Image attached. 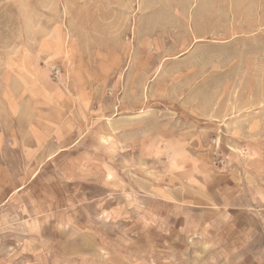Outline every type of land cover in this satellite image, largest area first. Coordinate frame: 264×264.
I'll return each mask as SVG.
<instances>
[{
	"label": "rangeland",
	"instance_id": "374dc122",
	"mask_svg": "<svg viewBox=\"0 0 264 264\" xmlns=\"http://www.w3.org/2000/svg\"><path fill=\"white\" fill-rule=\"evenodd\" d=\"M246 151L264 0H0V264H264Z\"/></svg>",
	"mask_w": 264,
	"mask_h": 264
},
{
	"label": "crops",
	"instance_id": "0c3cea01",
	"mask_svg": "<svg viewBox=\"0 0 264 264\" xmlns=\"http://www.w3.org/2000/svg\"><path fill=\"white\" fill-rule=\"evenodd\" d=\"M142 10L144 11V8L142 6ZM197 40H201V39H196ZM41 137V136H40ZM36 140L39 141V138L36 136ZM252 150L254 148H251ZM29 150H27L26 148H24L22 151H20V153H22V158L26 159L27 157H29L28 153ZM246 154L249 153V151L245 152ZM32 156H39L40 153L34 152V154H31ZM226 156V155H225ZM248 161L250 162V165L247 167L246 172L250 173L253 177L258 178L261 174L264 175V160L262 158H260V154L258 152H253L252 154L250 153V155L248 154ZM237 158L239 161L245 162L246 159H241L244 157H240L237 155ZM246 158V157H245ZM250 158V159H249ZM245 160V161H244ZM260 160L262 161V163H259ZM41 162V161H40ZM40 162L34 161L33 164L34 165H39L40 166ZM27 162L24 163L25 167L20 166L18 174H19V179H23L24 176V183L27 182L28 180H30L33 175H35L38 171L39 168L33 169L30 168L28 166H26ZM43 162H41L42 165ZM230 165V159L227 162L226 166L228 167ZM9 174V173H8ZM264 177V176H263ZM16 180L14 179H10L8 178L7 180H5L4 182L6 183L5 186H3L4 191L6 192L4 194V197L6 198H11L13 197L17 192L22 191L24 188V183H20L17 184V182L15 183ZM259 187V186H258ZM258 187L254 186V185H246V186H239V185H234L233 187H230L228 185H220L219 190L220 192H224L225 197H230V196H237V197H257L258 198ZM264 187V185L262 186ZM242 192V193H241Z\"/></svg>",
	"mask_w": 264,
	"mask_h": 264
},
{
	"label": "built area",
	"instance_id": "2783aa9c",
	"mask_svg": "<svg viewBox=\"0 0 264 264\" xmlns=\"http://www.w3.org/2000/svg\"><path fill=\"white\" fill-rule=\"evenodd\" d=\"M227 159H228V157H226L225 159H221L219 164L220 165H224Z\"/></svg>",
	"mask_w": 264,
	"mask_h": 264
},
{
	"label": "bare ground",
	"instance_id": "6f19581e",
	"mask_svg": "<svg viewBox=\"0 0 264 264\" xmlns=\"http://www.w3.org/2000/svg\"><path fill=\"white\" fill-rule=\"evenodd\" d=\"M183 3V2H182ZM141 8V7H140ZM139 12L141 13V12H143L141 9H139ZM142 14V13H141ZM197 41H201V40H197Z\"/></svg>",
	"mask_w": 264,
	"mask_h": 264
}]
</instances>
